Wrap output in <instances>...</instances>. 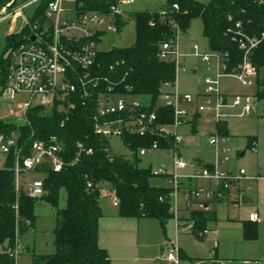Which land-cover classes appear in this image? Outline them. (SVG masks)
<instances>
[{
    "label": "trees",
    "instance_id": "16d2710c",
    "mask_svg": "<svg viewBox=\"0 0 264 264\" xmlns=\"http://www.w3.org/2000/svg\"><path fill=\"white\" fill-rule=\"evenodd\" d=\"M11 1L0 0V11ZM48 1L43 0L38 6L31 17L33 21L44 19ZM113 2L115 0H77L81 10L109 11ZM175 3L178 4L176 8ZM163 9L167 11L165 18L160 11H129L136 23L135 42L129 46L101 49L92 67L96 74L121 80L120 91L150 95L151 101L143 109L155 110L158 124L173 120V109L161 103V92L164 82L175 80V64L170 59H161L158 54L161 44L174 36V24L181 31L186 30L193 18L201 17L209 47L223 54L230 68L242 61L243 51L227 32L228 28L241 21L248 34L262 37L264 33V0H167ZM126 19L123 15L117 17L119 31ZM26 32L27 29H23L8 34V55L0 60L2 88L11 62L9 51L23 40ZM97 40L100 41V37ZM251 61L257 69L255 97L264 100V37L252 52ZM127 85L131 86L130 90L126 89ZM70 99L76 102V106L64 123L65 113L59 109V103L52 107L31 106L22 122L0 118L1 133L18 134L17 146L6 155L4 165L0 167V244H3L0 264H17L14 249L35 223V202L39 198L46 199L58 206L62 189L66 192V205L57 210L56 251L51 254L33 253V264H114L108 249L100 243L101 199L109 192L114 191L119 198L121 216L156 218L164 228L173 217L171 188L152 182L155 175L151 168L140 165L139 150L155 141L161 148L168 149L174 146V138L164 137L158 132L140 134L125 131L121 137L131 149L132 156L114 153L111 137L95 131L96 101L90 99L82 104L76 93L70 95ZM198 121L199 116L196 115L192 121L193 131ZM218 128L221 133L229 134L227 121L219 122ZM36 139L60 143L61 155L67 162L60 171L47 164L37 166L36 170L45 173L42 177L44 193L39 197L31 196L23 189L16 190L13 169L16 150H21L23 157L30 155ZM78 142H82L85 148L79 154ZM89 148H92V153L87 152ZM77 155L79 159L73 162ZM103 187L109 192L103 193ZM196 211L195 230L200 232L206 229L208 219L218 218L214 209ZM243 231L245 239L258 237V225L251 220H244ZM180 256H184L183 252Z\"/></svg>",
    "mask_w": 264,
    "mask_h": 264
},
{
    "label": "built area",
    "instance_id": "2783aa9c",
    "mask_svg": "<svg viewBox=\"0 0 264 264\" xmlns=\"http://www.w3.org/2000/svg\"><path fill=\"white\" fill-rule=\"evenodd\" d=\"M39 0H27L20 4L17 1L0 11V20L13 15L16 17L23 14V9ZM43 1V0H42ZM135 0H115L110 5L109 11L97 9H79L77 0H49L43 20L33 21L28 17L27 29L22 41L11 48V58L7 81L2 88V95L7 101L14 102L18 95H28V99H22L20 115L22 118L27 110L33 105H45L52 107L59 103V109L65 113L63 123L69 118L70 111L75 108L76 102L70 99V95L76 93L86 104L88 100H95L97 112L94 115L95 131L99 134L112 136L120 135L125 131H134L140 134L158 132L164 137L172 136L174 146L161 148L157 141L149 147H141L139 155L147 153L148 149L163 150L173 160L172 166H165L153 170L155 176L162 177L165 184L171 188L172 197L181 192L186 200L188 208L206 209L209 202L228 200L231 191L235 188L239 196H243L245 190L252 187V181L264 179V174L249 175L243 167L239 169L225 168L224 166L232 159V147L229 143V134L219 131V122L227 121L226 116L237 114L244 116L253 109L252 95H240L225 93L220 88V81L225 76L238 79L243 85H255L257 69L251 61V54L258 47L264 37L250 35L242 28L241 21L235 26L228 28L227 32L232 36L243 51L242 61L234 68L228 65V59L217 50H201L200 46L193 44L192 54L210 63L216 60L214 70L204 77V91L193 94L190 91L180 89L178 74L186 70L185 53L180 49L179 35L181 29L177 24L174 36L161 44L159 57L174 61L176 78L166 81L162 85L161 103L173 109V120L170 123L158 124V114L155 110L143 109L149 103H143L134 98L131 92L119 90L121 80L111 79L94 73V66L99 47L104 35L108 32L117 33L119 24L117 17H126L129 12L125 6ZM9 4V3H8ZM174 7H178L175 3ZM165 18L167 11H160ZM127 18V17H126ZM22 29V30H23ZM21 30V31H22ZM20 31V32H21ZM18 33V32H17ZM37 37L32 38V35ZM100 37V41L97 38ZM119 64V63H117ZM117 71L114 65L111 66ZM127 90L131 86H126ZM186 104H189L188 107ZM227 108H236V112H228ZM203 118L207 123L215 121V131L204 130L202 135L208 138L213 149L210 161L193 157L187 159L180 149L179 144L184 140V133L180 128L191 125L194 117ZM174 125L176 130L169 131V126ZM193 130V129H192ZM17 132L6 135L0 132V157L8 155L13 147L17 146ZM257 140L252 143L256 149ZM80 148L78 154L84 150L82 142H78ZM62 145L58 142H48L36 139L32 144V152L28 156H21V150H16L15 164V188L22 190V183L26 173L36 169L40 164H47L52 169L60 171L67 163L61 155ZM87 152L92 153V148ZM79 159L78 155L73 162ZM4 161L0 158V167ZM200 165V166H199ZM188 168L189 171H181ZM203 180V183H198ZM91 185V183H89ZM26 192L31 196H41L44 193V180L42 177L35 178L26 185ZM103 193H108L106 187ZM113 202L119 205V198L115 192ZM172 209H178L177 202L173 203ZM252 220L259 218L257 212L250 215ZM191 222L185 228H191ZM179 219L176 227H181ZM164 257L170 264H181L180 247L171 241L164 248Z\"/></svg>",
    "mask_w": 264,
    "mask_h": 264
},
{
    "label": "rangeland",
    "instance_id": "374dc122",
    "mask_svg": "<svg viewBox=\"0 0 264 264\" xmlns=\"http://www.w3.org/2000/svg\"><path fill=\"white\" fill-rule=\"evenodd\" d=\"M27 0H17L20 4ZM167 0H135L125 6L126 10L133 12L139 10L162 11ZM42 4V0L33 3L23 9V14L16 17L10 16L0 20V60L8 55L7 40L9 33L20 32L27 24L28 17H32ZM13 10V7L8 10ZM126 23L120 32H108L104 35L99 47L101 49H110L112 47L129 46L135 42L136 23L135 19L129 12L126 15ZM197 43L201 50L212 51L209 47L208 38L204 34V24L201 17H195L186 30H182L179 35L180 49L189 53L185 60L187 71L181 70L178 74V84L180 89L190 91L193 94L204 91V77L211 73L216 64V60L210 63L203 61L200 57L192 54L194 52L193 44ZM1 68V67H0ZM197 68L196 72L193 69ZM220 88L225 93L252 95L255 96L256 85L245 86L238 79L225 76L220 81ZM2 84L0 83V118L11 119L22 122L20 115L22 108V99H28V95H18L16 101H7L1 92ZM141 100L143 103L151 101L150 95L134 94L132 96ZM190 107L189 104H186ZM226 111L236 112V108H227ZM227 128L229 131V143L232 147V159L227 163L225 168L239 169L243 167L249 175L257 173L264 174V100H253L252 111L244 116L232 114L226 116ZM169 131H175L174 125L169 126ZM196 131L193 132L191 125H184L180 128L183 132L184 140L179 144L187 159L193 157L202 158L210 161L213 156V149L209 144L208 138L202 135L206 129L215 131L217 123L215 121L207 123L200 118ZM257 140L256 149L252 143ZM112 151L118 154L132 156L131 149L124 143L120 135L111 136ZM244 151V153H242ZM141 158L140 165L156 170L159 167L172 166V158L163 150L148 149ZM5 155L0 158L4 161ZM200 166V165H199ZM181 171H189L188 168ZM45 173L36 169L26 173L23 179L22 189L26 191V185L35 178L44 177ZM152 182L155 184L165 185L162 177L154 176ZM252 187L244 191L253 201L243 202L234 200H222L216 203L218 219H208L206 229L202 232L195 230L199 208H188L186 200L181 192L172 197L173 203L177 202L178 209L174 211L173 217L168 221L166 228L160 222L157 223V234H152V246L140 253L142 264H170L164 257V246L171 241H176L191 255L196 256L194 259H182L181 264H223L221 259H212L210 256L218 254L225 258L227 264H264V179L254 180L251 182ZM39 197V196H38ZM66 205V192L61 190L58 206L53 205L46 199H38L35 202V223L28 233L22 237L15 246L17 264H33L32 254H51L56 251L55 228L57 225V210ZM101 207L104 212L102 216V230L111 227L115 215L119 214V208L113 202V195H105L101 199ZM259 211L261 221L259 223L260 233L256 239L247 240L243 233V222L241 219L248 218L253 211ZM179 219L182 226L176 228V220ZM191 228L185 229L190 224ZM101 224V223H100ZM193 228V229H192ZM100 227V238L104 232ZM179 231V232H178ZM144 239H149V232H144ZM8 245V242L6 243ZM0 250H3V244H0ZM182 252L180 248V253ZM209 256V257H208ZM183 257V256H182ZM152 260H150V259Z\"/></svg>",
    "mask_w": 264,
    "mask_h": 264
},
{
    "label": "crops",
    "instance_id": "0c3cea01",
    "mask_svg": "<svg viewBox=\"0 0 264 264\" xmlns=\"http://www.w3.org/2000/svg\"><path fill=\"white\" fill-rule=\"evenodd\" d=\"M189 65L187 66L186 63V70L188 69ZM197 68L193 69V72H196ZM199 122V121H198ZM197 130V129H196ZM195 130V131H196ZM193 131V130H192ZM193 131V132H195ZM244 153V151L242 152ZM203 180H199L198 183H203ZM235 198L234 200H241V196H239L238 189H233L230 193V197L227 201H231V196ZM243 195H246L243 193ZM246 201H253L250 197L252 195H246ZM222 201V200H221ZM242 201V200H241ZM219 201H212L208 203L206 209L208 210H216V203ZM200 209V208H199ZM259 214V218L256 220H252L250 216L248 218L241 219L242 222L244 220H251L258 225V234L260 233L259 223L261 221V214L259 211H253ZM251 212V213H253ZM250 213V215H251ZM104 215V212H103ZM218 215V212H217ZM114 220L107 230H102V217L100 219V227L102 232H104L102 238H100V243L104 247H106L109 251L110 257L114 264H142L140 253L152 246V234L155 232L157 234V223L159 222L156 218L151 217H125L121 215H115ZM218 219V218H217ZM216 219V220H217ZM183 227V226H181ZM177 228V227H176ZM184 228V227H183ZM186 229V228H185ZM144 232H149V239H144L143 235ZM179 232V231H178ZM244 233V231H243ZM248 240V239H247ZM176 242V241H174ZM179 245V244H178ZM166 246V245H165ZM164 246V248H165ZM181 248L184 256L181 257L182 259H194L196 256L191 255L185 248L179 245ZM216 256V259H221L223 264H227L224 257L218 255L217 253L213 256H210L211 259ZM209 257V256H208ZM150 259V258H149ZM152 260V259H150ZM213 260V259H212ZM211 260V263L213 264ZM168 261V260H167Z\"/></svg>",
    "mask_w": 264,
    "mask_h": 264
},
{
    "label": "water",
    "instance_id": "95a60500",
    "mask_svg": "<svg viewBox=\"0 0 264 264\" xmlns=\"http://www.w3.org/2000/svg\"><path fill=\"white\" fill-rule=\"evenodd\" d=\"M15 2H16V0H12V1L8 4L7 7L12 6ZM32 38L37 40V37H36L34 34L32 35ZM246 197H247L246 195H243V196H242V201H243V202L246 201Z\"/></svg>",
    "mask_w": 264,
    "mask_h": 264
}]
</instances>
